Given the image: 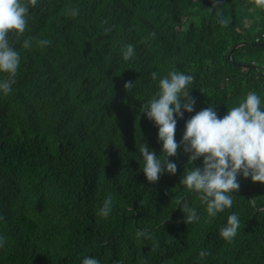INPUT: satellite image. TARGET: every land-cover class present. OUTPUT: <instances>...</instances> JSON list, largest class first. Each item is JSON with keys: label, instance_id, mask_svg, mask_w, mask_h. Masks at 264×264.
<instances>
[{"label": "trees", "instance_id": "obj_1", "mask_svg": "<svg viewBox=\"0 0 264 264\" xmlns=\"http://www.w3.org/2000/svg\"><path fill=\"white\" fill-rule=\"evenodd\" d=\"M9 40L21 63L12 91L0 94V264H80L85 255L101 264H197L201 249L210 254L200 264H264V195L250 177L238 176L232 207L209 218L179 184L183 146L168 157L177 172L156 182L137 150L142 142L161 152L140 109L157 90L152 71L193 76L194 112L178 119V142L196 111L214 106L223 116L246 93L264 95V0H36L25 32ZM125 43L135 46L127 61ZM108 195L105 218L98 209ZM183 199L199 221L184 222ZM231 212L241 224L228 242L219 228ZM141 229L152 239L137 238Z\"/></svg>", "mask_w": 264, "mask_h": 264}, {"label": "clouds", "instance_id": "obj_2", "mask_svg": "<svg viewBox=\"0 0 264 264\" xmlns=\"http://www.w3.org/2000/svg\"><path fill=\"white\" fill-rule=\"evenodd\" d=\"M35 3L36 0H0V94L7 95L12 91L21 63V53L10 42L9 34L14 32L19 37L25 32L29 7ZM78 14L79 9H71L72 16ZM50 43L48 39L36 41L41 47ZM31 46L30 38L23 40V48L29 49ZM121 55L126 61L131 59L135 55V46L132 43L123 44ZM149 75L156 81L157 90L140 109L158 129L161 152L157 155L142 142L137 148L143 162L141 170L148 181L156 182L164 172L175 174L177 162L168 157L175 156L178 147L183 146V152L189 155L179 184L199 197L209 218L232 207L233 193L240 186L238 176L264 183V95L256 91L246 93L243 100L227 108L223 116L218 115L214 106L196 111L185 120L178 142L175 138L178 119L183 118L184 113L194 112L195 100L188 90L193 76L176 70H170L163 76L158 71H152ZM133 85L134 81H127L124 87L128 90ZM201 157L202 164L192 166ZM178 206L186 224L201 219L197 208L189 200L179 201ZM113 207L114 199L108 195L98 214L107 218ZM240 224L238 214L229 213L226 222L219 228L220 237L231 242ZM136 237L152 239L150 232L143 229L136 231ZM5 243L6 237L0 234V248ZM209 254L206 249H201L197 264ZM80 264H101V261L94 255H85L80 258Z\"/></svg>", "mask_w": 264, "mask_h": 264}, {"label": "rangeland", "instance_id": "obj_3", "mask_svg": "<svg viewBox=\"0 0 264 264\" xmlns=\"http://www.w3.org/2000/svg\"><path fill=\"white\" fill-rule=\"evenodd\" d=\"M253 182L258 185V187L260 188L259 189L260 193H262L264 195V183L258 182V181H253Z\"/></svg>", "mask_w": 264, "mask_h": 264}, {"label": "water", "instance_id": "obj_4", "mask_svg": "<svg viewBox=\"0 0 264 264\" xmlns=\"http://www.w3.org/2000/svg\"><path fill=\"white\" fill-rule=\"evenodd\" d=\"M242 45V43H239L238 45H236L229 53L228 58L231 59L232 58V53L234 51L235 48H237L238 46ZM260 45L264 46V43H260Z\"/></svg>", "mask_w": 264, "mask_h": 264}]
</instances>
